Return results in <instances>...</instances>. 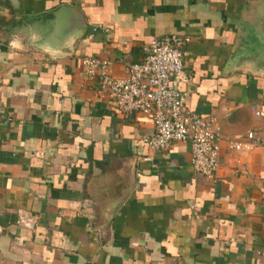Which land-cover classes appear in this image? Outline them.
Returning <instances> with one entry per match:
<instances>
[{
    "label": "crops",
    "instance_id": "crops-1",
    "mask_svg": "<svg viewBox=\"0 0 264 264\" xmlns=\"http://www.w3.org/2000/svg\"><path fill=\"white\" fill-rule=\"evenodd\" d=\"M172 34L188 106L222 128L216 181L189 144L150 150L152 117L84 73L99 57L125 77ZM253 45L264 0H0V264H264V148L228 146L264 135Z\"/></svg>",
    "mask_w": 264,
    "mask_h": 264
},
{
    "label": "built area",
    "instance_id": "built-area-1",
    "mask_svg": "<svg viewBox=\"0 0 264 264\" xmlns=\"http://www.w3.org/2000/svg\"><path fill=\"white\" fill-rule=\"evenodd\" d=\"M189 42V37L180 34L153 39L142 61L127 65L122 78L111 75L109 61L99 57L85 58L83 69L87 78L114 95L121 114L152 117L155 134L145 140L150 150L162 152L176 143L189 144L195 173L216 181L224 141L222 128L215 117L193 112L187 94L180 90V85L188 82L184 47ZM228 146L235 152L264 148V135L249 132L244 138L228 141ZM20 224L29 226L25 220Z\"/></svg>",
    "mask_w": 264,
    "mask_h": 264
},
{
    "label": "water",
    "instance_id": "water-1",
    "mask_svg": "<svg viewBox=\"0 0 264 264\" xmlns=\"http://www.w3.org/2000/svg\"><path fill=\"white\" fill-rule=\"evenodd\" d=\"M240 61L250 63L257 75L264 76V46L253 45L244 49Z\"/></svg>",
    "mask_w": 264,
    "mask_h": 264
}]
</instances>
